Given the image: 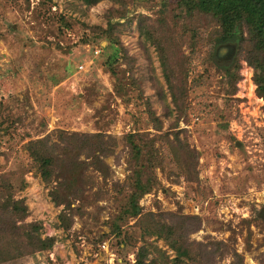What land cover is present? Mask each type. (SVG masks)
I'll return each mask as SVG.
<instances>
[{"label":"rangeland","instance_id":"374dc122","mask_svg":"<svg viewBox=\"0 0 264 264\" xmlns=\"http://www.w3.org/2000/svg\"><path fill=\"white\" fill-rule=\"evenodd\" d=\"M173 5L174 0H104L94 6L76 0H0V177L15 186L16 199H24L29 212L25 222L39 223L42 238H55L49 251L1 264H134L135 251L145 243L173 256L154 237L135 233L136 239L125 246L112 231L122 204L114 183L123 185L128 177L122 145L105 159L111 171L108 182L102 184L97 173L88 171L96 183L87 187L83 203L72 204L80 209L73 212L68 231L59 228L63 206L51 201L50 187L24 149L28 141L58 130L100 132L118 140L134 131L155 134L145 103L161 121L162 133L179 119L174 131L198 153V179L186 180L167 162L156 172L160 187L140 200L142 213L197 217L199 226L189 241L193 248L202 245L210 252L218 243L222 254L213 257L215 264H237L234 253L243 258L242 264H264V100L256 96L253 71L242 58L233 87L215 66L196 57L185 84L186 112L178 118L157 53L139 37L137 26L139 15L152 20L166 6L169 16ZM123 12L125 18L118 19ZM175 13L180 10L175 8ZM59 15L68 26L57 22ZM108 20L120 23L115 35L134 60L131 71L141 82V101L134 98L126 104L115 95L106 68L118 60V48L89 33L91 27L106 28ZM184 51L189 53L185 45ZM220 51L219 58L229 61L231 52ZM156 82L164 100L154 90ZM22 181L25 188L20 191ZM134 223L129 219L122 229L132 233ZM149 250L151 259L156 253L152 246Z\"/></svg>","mask_w":264,"mask_h":264},{"label":"trees","instance_id":"16d2710c","mask_svg":"<svg viewBox=\"0 0 264 264\" xmlns=\"http://www.w3.org/2000/svg\"><path fill=\"white\" fill-rule=\"evenodd\" d=\"M76 1L84 6H94L104 0ZM174 2L169 16L164 6L152 20L139 15L137 26L139 37L154 47L157 53L166 90L178 118L186 112L185 84L191 62L196 57L215 66L233 87L240 78L238 60L242 58L253 71L256 96L264 100V0ZM175 8L180 13H175ZM125 16L126 12H123L117 18L123 20ZM57 22L68 26L67 19L62 15L58 16ZM119 24L108 20L106 28L91 27L89 33L117 46L119 58L113 60L106 70L114 80L115 95L129 104L134 98L137 102L141 101L143 93L141 82L133 77L131 71L134 60L128 56L115 35ZM184 45L189 53L184 51ZM227 45L234 49L230 62L218 56V50ZM129 63V68H121V65L129 66ZM154 90L162 100L165 99V92L157 82ZM145 104V111L155 134L134 131L118 140L100 132L69 133L58 130L43 138L28 141L25 152L42 182L50 187L48 194L51 201L56 207L63 206L58 216L59 228L68 231L72 227L73 212L80 209L72 208V204L75 201L83 203L87 187L96 183V177L87 175L88 171L97 173L102 184L108 182L111 171L105 159L112 157L115 149L122 145L128 177L123 185L114 183L120 188L118 193L122 196V204L111 222L112 231L117 233L116 236L125 246L136 239L134 234L137 233L139 237H154L163 241L173 254L171 257L166 250L153 246V243H145L135 251L134 264H215L213 257L222 254L218 243L215 244L216 250L210 252L202 245L193 248L189 241V234L199 226L197 217L171 212L142 213L140 200L160 187L156 172L164 170L167 162L177 167L186 180L198 179V153L190 148L185 138H179L178 131H174L179 119L168 132L162 133L161 121L149 103ZM81 156L84 158L80 159ZM24 188L25 182L22 181L19 190ZM15 193L16 188L11 181L1 176L0 264L26 254L49 251L55 244L54 237H41L39 223L25 222L29 216L28 207L24 199H16ZM97 199L101 197L98 196ZM129 219L135 220L132 233L122 229ZM151 246L156 255L149 259L152 254L149 250ZM192 249L197 250L199 255H194ZM234 256L238 259L237 264L243 263L242 257L235 253Z\"/></svg>","mask_w":264,"mask_h":264},{"label":"water","instance_id":"95a60500","mask_svg":"<svg viewBox=\"0 0 264 264\" xmlns=\"http://www.w3.org/2000/svg\"><path fill=\"white\" fill-rule=\"evenodd\" d=\"M226 49H228V50L231 52V58H232L233 53H234V49H233V47L230 46V45H227V46H223V47H221V48L218 50V56H219V57L221 56V55H220V52H222V51H220V50H226ZM231 58H230V59H231Z\"/></svg>","mask_w":264,"mask_h":264},{"label":"built area","instance_id":"2783aa9c","mask_svg":"<svg viewBox=\"0 0 264 264\" xmlns=\"http://www.w3.org/2000/svg\"><path fill=\"white\" fill-rule=\"evenodd\" d=\"M96 55H98L99 53H100V50H95V52H94ZM78 69L79 70H83L84 69V65H80V66H78Z\"/></svg>","mask_w":264,"mask_h":264},{"label":"flooded vegetation","instance_id":"af4514ba","mask_svg":"<svg viewBox=\"0 0 264 264\" xmlns=\"http://www.w3.org/2000/svg\"><path fill=\"white\" fill-rule=\"evenodd\" d=\"M262 218L264 219V214H262Z\"/></svg>","mask_w":264,"mask_h":264}]
</instances>
